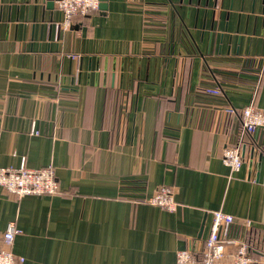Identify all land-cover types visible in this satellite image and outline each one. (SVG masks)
I'll list each match as a JSON object with an SVG mask.
<instances>
[{
  "label": "crops",
  "instance_id": "0c3cea01",
  "mask_svg": "<svg viewBox=\"0 0 264 264\" xmlns=\"http://www.w3.org/2000/svg\"><path fill=\"white\" fill-rule=\"evenodd\" d=\"M62 23L55 0H0V166L59 184L0 186V247L14 222L17 264H177L213 210L264 241V128L229 112L264 109V0H107ZM161 185L175 211L149 201Z\"/></svg>",
  "mask_w": 264,
  "mask_h": 264
},
{
  "label": "built area",
  "instance_id": "2783aa9c",
  "mask_svg": "<svg viewBox=\"0 0 264 264\" xmlns=\"http://www.w3.org/2000/svg\"><path fill=\"white\" fill-rule=\"evenodd\" d=\"M56 6L63 14V27H70L76 16L86 17L100 9L102 0H55ZM207 92L220 95L219 87L208 88ZM229 112H235L229 109ZM242 122L244 129L255 133L264 128V109L249 104L242 109ZM223 161L238 170L243 163V156L237 147L224 149ZM0 186L19 197L25 195H52L59 191V184L53 166L41 168H28L24 164L19 168L0 166ZM149 201L169 211H175L178 202L175 199V190L168 185L157 188ZM235 223L232 214L222 210H213V222L208 238L205 240L202 255H196L189 249H181L177 252V264H218L226 255H232L230 264H252L249 245L230 234L231 227ZM250 227L251 222L247 221ZM20 232L14 222H10L4 232V240L11 245L15 234ZM23 261V257H19ZM264 263V258H263ZM0 264H17V256L10 248L0 250Z\"/></svg>",
  "mask_w": 264,
  "mask_h": 264
},
{
  "label": "trees",
  "instance_id": "16d2710c",
  "mask_svg": "<svg viewBox=\"0 0 264 264\" xmlns=\"http://www.w3.org/2000/svg\"><path fill=\"white\" fill-rule=\"evenodd\" d=\"M230 109H234L235 110V112H233V114L234 113H238L239 116L242 117V114H241L242 109L240 111L236 110L235 108H230ZM248 133H250V132H248ZM250 134H253V133H250ZM232 147H235V146H232ZM253 233H254L253 230H251V231H248V230L243 231V238H241V240L245 241L249 245L250 254H251L252 258H253L252 264H264L263 261H262L263 258H264V241H262V240L255 241ZM3 235H4V233H3ZM3 248H10V246L7 245L6 242H5L4 246L0 247V250L3 249Z\"/></svg>",
  "mask_w": 264,
  "mask_h": 264
},
{
  "label": "water",
  "instance_id": "95a60500",
  "mask_svg": "<svg viewBox=\"0 0 264 264\" xmlns=\"http://www.w3.org/2000/svg\"><path fill=\"white\" fill-rule=\"evenodd\" d=\"M101 8H107V0H102Z\"/></svg>",
  "mask_w": 264,
  "mask_h": 264
}]
</instances>
